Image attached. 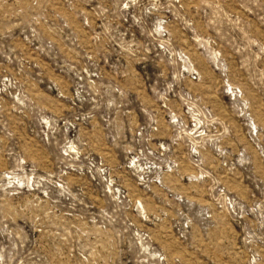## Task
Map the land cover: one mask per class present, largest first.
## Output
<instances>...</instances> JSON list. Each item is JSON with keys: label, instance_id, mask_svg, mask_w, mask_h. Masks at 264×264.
Masks as SVG:
<instances>
[{"label": "rangeland", "instance_id": "374dc122", "mask_svg": "<svg viewBox=\"0 0 264 264\" xmlns=\"http://www.w3.org/2000/svg\"><path fill=\"white\" fill-rule=\"evenodd\" d=\"M0 264H264V0H0Z\"/></svg>", "mask_w": 264, "mask_h": 264}]
</instances>
